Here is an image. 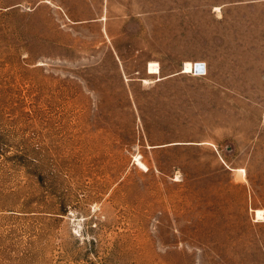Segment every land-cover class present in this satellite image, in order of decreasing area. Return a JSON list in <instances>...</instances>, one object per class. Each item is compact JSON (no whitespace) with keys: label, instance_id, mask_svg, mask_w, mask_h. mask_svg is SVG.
Wrapping results in <instances>:
<instances>
[{"label":"rangeland","instance_id":"374dc122","mask_svg":"<svg viewBox=\"0 0 264 264\" xmlns=\"http://www.w3.org/2000/svg\"><path fill=\"white\" fill-rule=\"evenodd\" d=\"M262 58V0H0V264H264Z\"/></svg>","mask_w":264,"mask_h":264},{"label":"bare ground","instance_id":"6f19581e","mask_svg":"<svg viewBox=\"0 0 264 264\" xmlns=\"http://www.w3.org/2000/svg\"><path fill=\"white\" fill-rule=\"evenodd\" d=\"M204 64H205V67H206V63L202 62V61H197L196 63H195V61H187V62H185V65H184V72H192V73L196 74V73H198V72H195L196 67L197 68H201V67L204 66ZM149 72H151V73H159L160 72L159 64L156 63V62L155 63L151 62L150 65H149ZM240 170H242V169L240 168ZM237 171H238V169H237ZM244 177H245V175H244ZM257 217H258V219H264V212L262 210H257Z\"/></svg>","mask_w":264,"mask_h":264},{"label":"crops","instance_id":"0c3cea01","mask_svg":"<svg viewBox=\"0 0 264 264\" xmlns=\"http://www.w3.org/2000/svg\"><path fill=\"white\" fill-rule=\"evenodd\" d=\"M253 1H255V0H253ZM262 1H264V0H262ZM261 60H264V58H262ZM206 63V62H205ZM149 66V65H148ZM261 71H260V74H261V77H263L264 78V65H262L261 66ZM206 70H207V64H206ZM148 72H149V70H148ZM149 73H151V72H149ZM259 91H263L264 92V86L262 87V89H260Z\"/></svg>","mask_w":264,"mask_h":264},{"label":"built area","instance_id":"2783aa9c","mask_svg":"<svg viewBox=\"0 0 264 264\" xmlns=\"http://www.w3.org/2000/svg\"><path fill=\"white\" fill-rule=\"evenodd\" d=\"M195 72H198V73H196V74H203V73H206V67H205V64H204V66L201 67V68H197V67H196Z\"/></svg>","mask_w":264,"mask_h":264}]
</instances>
